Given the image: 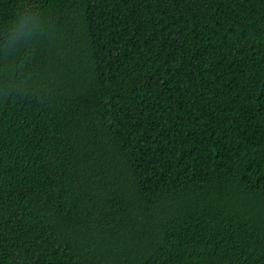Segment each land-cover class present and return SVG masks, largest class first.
Masks as SVG:
<instances>
[{
	"label": "trees",
	"instance_id": "trees-1",
	"mask_svg": "<svg viewBox=\"0 0 264 264\" xmlns=\"http://www.w3.org/2000/svg\"><path fill=\"white\" fill-rule=\"evenodd\" d=\"M0 264H264V0H0Z\"/></svg>",
	"mask_w": 264,
	"mask_h": 264
}]
</instances>
